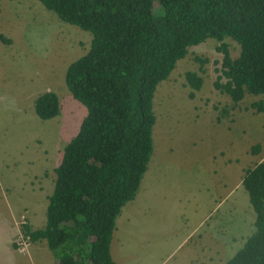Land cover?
I'll use <instances>...</instances> for the list:
<instances>
[{"label":"rangeland","instance_id":"rangeland-1","mask_svg":"<svg viewBox=\"0 0 264 264\" xmlns=\"http://www.w3.org/2000/svg\"><path fill=\"white\" fill-rule=\"evenodd\" d=\"M1 35L11 42L0 39V264H39L37 254L10 252V244L17 232L19 238L24 223L34 229L46 226L56 167L87 115L86 106L66 84V72L90 49L93 36L63 22L39 0H1ZM226 42L232 56L238 57L239 43L230 37ZM219 45L209 38L190 48L156 91L155 151L142 183L147 177L150 181L126 225L134 245L129 252L133 264H190L188 249L193 243L199 245L206 228L188 242L181 224L195 228L198 203L208 209L211 222L225 221L229 212L239 221H248L254 214L245 187L235 188L238 178L242 181L246 170L264 159V153L251 151L264 143V112L252 107L264 101V94H247L235 105L215 88L217 61L223 58ZM196 57L207 62L202 65ZM189 70L204 78L195 98L190 97L192 90L186 83ZM47 91L59 95L61 113L43 120L35 101ZM253 228L249 231L241 225L234 251L219 264L245 245L255 224ZM48 249L47 263L54 264V252Z\"/></svg>","mask_w":264,"mask_h":264},{"label":"trees","instance_id":"trees-1","mask_svg":"<svg viewBox=\"0 0 264 264\" xmlns=\"http://www.w3.org/2000/svg\"><path fill=\"white\" fill-rule=\"evenodd\" d=\"M39 1L93 36L90 49L66 72V84L87 115L56 167L46 226L34 229L27 222L20 232L31 243L46 242L55 264H117L112 255L117 218L136 197L155 151L159 85L190 48L213 38L223 55L215 88L235 105L247 94H264V0ZM229 37L241 47L238 57L231 54ZM185 78L195 98L204 78L193 70ZM252 107L264 112V101ZM35 109L43 120L57 117L59 95L41 94ZM251 151L261 155L264 143ZM242 185L256 212V231L225 264H264V159L246 170Z\"/></svg>","mask_w":264,"mask_h":264},{"label":"crops","instance_id":"crops-1","mask_svg":"<svg viewBox=\"0 0 264 264\" xmlns=\"http://www.w3.org/2000/svg\"><path fill=\"white\" fill-rule=\"evenodd\" d=\"M239 179L240 178H238L237 186L235 189L242 187V181L241 179ZM149 181L150 177H147L146 181H143V183H141L136 197L123 207L120 215L117 218L116 229L112 241V255L117 264H133V260L129 258V252L131 248H134V245L131 242L132 237L127 234L126 225L130 222L132 217L131 209L134 208L135 202H137V200L142 198V196L144 195L142 190L147 189ZM224 200L225 198L221 200L216 208L221 206ZM197 208L198 209L196 211V215L198 217V222L195 228L191 229L192 226L185 222L181 224V228L184 227L185 232H188V235L185 236V238L183 237L186 241L189 240L188 242H190L194 238L200 228H206V231L204 232L205 234L203 235V237H200L199 245L198 243H193L192 246L188 249V256L191 262L190 264H216L217 262L218 264L223 263L222 259H225V256L234 251L235 245H237L238 241L240 240V236L242 233L241 225L243 224L244 226H248L249 231H252L254 229L253 226L256 222V212L254 210V214L251 215L248 221L245 218L242 221H239L240 218H235L232 212H229L225 215V221L218 218L215 222H211L212 218L208 212V209H205L202 203H198ZM118 226H121L120 231L118 229ZM18 233L19 232H17V234L11 240L10 246L12 249L10 252H18L19 254H21L24 252L14 246ZM247 235L248 234H246V236ZM30 246L31 247L28 248L27 251L32 252V255H38L37 260L39 264H49L47 263L49 247L46 242L32 243Z\"/></svg>","mask_w":264,"mask_h":264},{"label":"built area","instance_id":"built-area-1","mask_svg":"<svg viewBox=\"0 0 264 264\" xmlns=\"http://www.w3.org/2000/svg\"><path fill=\"white\" fill-rule=\"evenodd\" d=\"M18 239V246H19V249L22 251V252H26L28 250V248L30 247L31 245V242L29 240V238H27L25 235H23L22 233L20 234L19 238Z\"/></svg>","mask_w":264,"mask_h":264}]
</instances>
